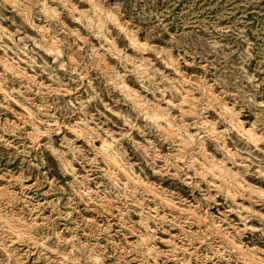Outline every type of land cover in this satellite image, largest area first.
<instances>
[{
    "label": "rangeland",
    "instance_id": "1",
    "mask_svg": "<svg viewBox=\"0 0 264 264\" xmlns=\"http://www.w3.org/2000/svg\"><path fill=\"white\" fill-rule=\"evenodd\" d=\"M0 264H264V0H0Z\"/></svg>",
    "mask_w": 264,
    "mask_h": 264
}]
</instances>
